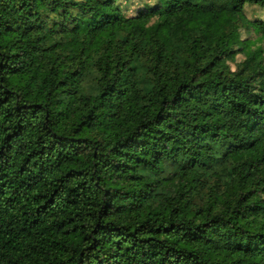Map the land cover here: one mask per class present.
<instances>
[{"label":"trees","instance_id":"trees-1","mask_svg":"<svg viewBox=\"0 0 264 264\" xmlns=\"http://www.w3.org/2000/svg\"><path fill=\"white\" fill-rule=\"evenodd\" d=\"M200 1L0 0V264H264V53Z\"/></svg>","mask_w":264,"mask_h":264},{"label":"rangeland","instance_id":"rangeland-1","mask_svg":"<svg viewBox=\"0 0 264 264\" xmlns=\"http://www.w3.org/2000/svg\"><path fill=\"white\" fill-rule=\"evenodd\" d=\"M155 2L156 0H116V4L125 16L136 15L139 11ZM200 5L204 9L212 8L216 11H237V15L240 12L236 20L239 31L238 38L245 40V46L243 48L239 46L237 37L233 40V55L225 58L227 69L233 70L239 68L248 50L255 49L258 45L262 47L264 53V34L256 27L257 24L264 27L263 6L240 0H201Z\"/></svg>","mask_w":264,"mask_h":264}]
</instances>
